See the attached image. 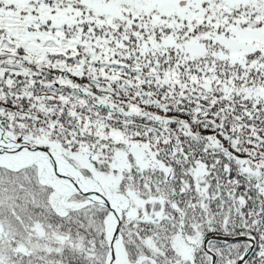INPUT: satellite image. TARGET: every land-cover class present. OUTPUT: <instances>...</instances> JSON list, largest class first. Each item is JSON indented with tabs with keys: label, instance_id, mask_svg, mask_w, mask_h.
<instances>
[{
	"label": "snow or ice",
	"instance_id": "obj_1",
	"mask_svg": "<svg viewBox=\"0 0 264 264\" xmlns=\"http://www.w3.org/2000/svg\"><path fill=\"white\" fill-rule=\"evenodd\" d=\"M0 264H264V0H0Z\"/></svg>",
	"mask_w": 264,
	"mask_h": 264
}]
</instances>
